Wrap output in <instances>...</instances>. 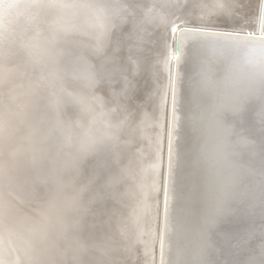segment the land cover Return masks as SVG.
Returning <instances> with one entry per match:
<instances>
[{
    "label": "bare ground",
    "instance_id": "obj_1",
    "mask_svg": "<svg viewBox=\"0 0 264 264\" xmlns=\"http://www.w3.org/2000/svg\"><path fill=\"white\" fill-rule=\"evenodd\" d=\"M128 7L87 50L82 94L35 109L41 131L86 128L94 148L40 165L22 130L0 156V264H264V3ZM177 24L206 32L180 44L164 164L166 74L157 88Z\"/></svg>",
    "mask_w": 264,
    "mask_h": 264
},
{
    "label": "clouds",
    "instance_id": "obj_2",
    "mask_svg": "<svg viewBox=\"0 0 264 264\" xmlns=\"http://www.w3.org/2000/svg\"><path fill=\"white\" fill-rule=\"evenodd\" d=\"M128 11V0H0V156L22 130L25 155L40 165L94 148L96 135L86 128L52 122L41 131L35 109L82 94L87 50L102 51Z\"/></svg>",
    "mask_w": 264,
    "mask_h": 264
},
{
    "label": "water",
    "instance_id": "obj_3",
    "mask_svg": "<svg viewBox=\"0 0 264 264\" xmlns=\"http://www.w3.org/2000/svg\"><path fill=\"white\" fill-rule=\"evenodd\" d=\"M262 3H264V0H262ZM184 25V24H183ZM203 33L206 31L202 30H197L194 28H189V27H184L182 24H177L176 28L172 32L169 30L168 35L166 36V42L168 41V47H169V58L167 59L166 62V72L163 70V64L161 63L160 66V74H159V79L158 83L161 86H158L157 93H161L162 87H164L163 84V79L164 75L166 74V93H165V101H164V130H165V137H164V148H163V158H164V164H165V159L166 162L168 161V152H169V146L167 145L168 142V136L170 137V123H171V116H172V111H173V88H174V81H175V76H176V71L178 68V60H179V52H180V44L181 41L185 36H187L189 33ZM226 35L229 33H225ZM249 36V35H248ZM252 38H264L263 36L260 35H251ZM165 68V64H164ZM161 95V94H160ZM159 101L160 98H155V119L158 121H161V109L159 106ZM156 122V123H157ZM155 128L157 129V124L155 125ZM168 164V163H167ZM165 167V166H164Z\"/></svg>",
    "mask_w": 264,
    "mask_h": 264
},
{
    "label": "snow or ice",
    "instance_id": "obj_4",
    "mask_svg": "<svg viewBox=\"0 0 264 264\" xmlns=\"http://www.w3.org/2000/svg\"><path fill=\"white\" fill-rule=\"evenodd\" d=\"M165 216H167V195H165Z\"/></svg>",
    "mask_w": 264,
    "mask_h": 264
}]
</instances>
